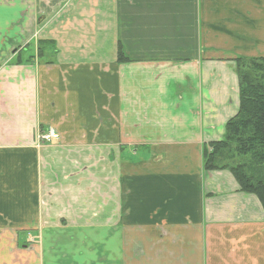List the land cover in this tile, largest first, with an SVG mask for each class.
Wrapping results in <instances>:
<instances>
[{
	"label": "crops",
	"instance_id": "1",
	"mask_svg": "<svg viewBox=\"0 0 264 264\" xmlns=\"http://www.w3.org/2000/svg\"><path fill=\"white\" fill-rule=\"evenodd\" d=\"M237 56L264 0H0V264H264L261 201L203 161Z\"/></svg>",
	"mask_w": 264,
	"mask_h": 264
},
{
	"label": "trees",
	"instance_id": "2",
	"mask_svg": "<svg viewBox=\"0 0 264 264\" xmlns=\"http://www.w3.org/2000/svg\"><path fill=\"white\" fill-rule=\"evenodd\" d=\"M47 44L39 42L41 49ZM118 61H131L120 45ZM234 62L239 109L226 122L223 138L204 145V168L229 170L241 191L255 194L264 209V56H237Z\"/></svg>",
	"mask_w": 264,
	"mask_h": 264
},
{
	"label": "rangeland",
	"instance_id": "3",
	"mask_svg": "<svg viewBox=\"0 0 264 264\" xmlns=\"http://www.w3.org/2000/svg\"><path fill=\"white\" fill-rule=\"evenodd\" d=\"M187 1V0H186ZM180 11V10H179ZM147 23H150V22H147ZM146 23V24H147ZM131 25H134L133 23H130ZM148 25H150V24H148ZM198 28H196L195 26H194V28L192 29V31H191V34H190V39H187V57H194V54H192V47L193 48H195V45H196V43L199 45L200 44V42H203V40H201L202 38H201V34H202V32H201V30H200V28H199V26H197ZM147 27H145V29H146ZM150 28V27H149ZM151 31H152V29L150 30V32H141V37L140 38H138V42L141 44V45H143L144 47H147V48H149V46L151 45L150 43H151V41H152V39H150L149 37H148V34H150L151 33ZM142 35L144 36V37H142ZM168 44V43H167ZM168 45H170V44H168ZM151 48H149L147 51H149ZM152 55H154V54H152ZM147 56V55H146ZM183 56L185 57V55L183 54Z\"/></svg>",
	"mask_w": 264,
	"mask_h": 264
},
{
	"label": "built area",
	"instance_id": "4",
	"mask_svg": "<svg viewBox=\"0 0 264 264\" xmlns=\"http://www.w3.org/2000/svg\"><path fill=\"white\" fill-rule=\"evenodd\" d=\"M59 137L60 135L57 131L50 129L48 132L40 133L37 137V140L38 142H49Z\"/></svg>",
	"mask_w": 264,
	"mask_h": 264
},
{
	"label": "water",
	"instance_id": "5",
	"mask_svg": "<svg viewBox=\"0 0 264 264\" xmlns=\"http://www.w3.org/2000/svg\"><path fill=\"white\" fill-rule=\"evenodd\" d=\"M43 20V18H40V20L39 21H42Z\"/></svg>",
	"mask_w": 264,
	"mask_h": 264
}]
</instances>
